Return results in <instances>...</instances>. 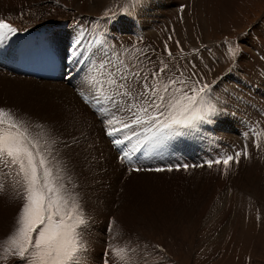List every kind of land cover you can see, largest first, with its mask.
I'll return each instance as SVG.
<instances>
[{"label": "rangeland", "instance_id": "374dc122", "mask_svg": "<svg viewBox=\"0 0 264 264\" xmlns=\"http://www.w3.org/2000/svg\"><path fill=\"white\" fill-rule=\"evenodd\" d=\"M5 1L15 5L27 2ZM71 1L81 8V2ZM93 1L104 5L94 20L100 21L96 35L102 42L98 45L95 60L103 63L111 58L116 62L119 56L124 63L149 72L161 60L169 61L165 51L167 45L173 53L170 60V67L175 65L173 71H183L185 77L197 72L208 83L215 81L213 95L226 106L225 114L211 123L182 130L186 134L147 152L141 149L136 153L140 163L147 167H165V161L196 165L192 161L202 159L199 164H204L210 148L217 146L221 157L233 155L245 144L252 157L244 159L242 156L240 163L229 167L227 174L221 164L219 169L195 167L188 169H197L195 173L182 170L155 177L143 175L129 179L127 183L110 184L104 180L103 172L96 175V151L90 149L88 129L79 117L80 113L74 116L61 100L45 93V96L39 93L43 97L38 100L16 95L14 103L0 94V107L20 113L17 119L26 122L27 135L37 138L41 145L48 142L49 136L57 141L52 151L59 159L56 157L54 163L61 169L66 187L77 195L78 211L82 210L86 219L78 229L80 239L84 245L85 239L97 241V248L81 253L80 264H264V0H144L143 7L134 13L126 11L128 0H87L88 3ZM82 21L84 25L94 24L92 20L87 23L81 20L72 28L82 26ZM130 27L140 29L142 35L121 42V36L128 37L123 33ZM111 29L121 32L119 38L112 39L116 34L113 36ZM176 41L180 42V48ZM229 48L236 49V56L229 55ZM194 49L199 52L194 53ZM92 62H95L94 71H88V76L103 79L105 70H96L100 63ZM2 79L0 88L8 84ZM45 104L52 108V113L45 111L42 106ZM21 106L25 108L20 111ZM101 126L104 137L109 139L104 132L105 125ZM33 131H37L36 135ZM135 141L134 137L131 143ZM109 144L116 151L118 160L119 150L110 140ZM211 157L215 159V156ZM123 164L131 167L127 162ZM212 171L218 172L217 180ZM12 174L11 184L19 195L23 186L17 187L20 182L15 172ZM123 178L121 180L127 179ZM3 181L4 177L0 185ZM170 181L174 182L168 184ZM97 182L99 186L103 185L104 198L108 200L106 208L104 204L99 205L97 215H102V211L111 214L101 229H97V221L105 220L107 214L100 220L90 219L87 202L82 197L83 194L92 196L90 203L96 207L95 200L99 199V195L95 197ZM18 201L20 203L14 201L17 210L23 206L22 200ZM115 218L118 227L113 224ZM132 220L136 222L132 223ZM112 224L118 229L121 225L123 234H118ZM92 225L96 228H91ZM10 227L5 212H0V253ZM170 231L178 236L172 237L173 242H166L165 237ZM121 237L123 241H118ZM127 245L130 247L126 248ZM98 248L97 253L91 254ZM120 248L127 254L117 256L116 250ZM102 249L109 250L107 258L101 257ZM11 260L13 264H24L14 256L7 260L0 258V264H9Z\"/></svg>", "mask_w": 264, "mask_h": 264}, {"label": "snow or ice", "instance_id": "6c2138e0", "mask_svg": "<svg viewBox=\"0 0 264 264\" xmlns=\"http://www.w3.org/2000/svg\"><path fill=\"white\" fill-rule=\"evenodd\" d=\"M143 3L144 0H128L126 11L134 13ZM10 19L0 18V44L7 43L18 32L17 27L8 22ZM80 44V40L75 42L74 51H79ZM176 45L181 47L179 41ZM165 51L169 61L161 60L149 72L124 63L119 56L116 62L107 59L99 66L105 70L104 78L91 75L81 84L78 95L105 125V135L120 152L118 160L131 166L130 173L188 171L223 164L227 174L229 167L239 164L242 156L250 158L247 144L233 155H222L196 165L147 167L136 157L141 149L147 152L165 144L186 134L182 130L209 124L226 111V106L213 95L215 81L208 83L197 72L185 77L183 71H173L175 65L170 67L173 53L167 45ZM193 51L199 52L198 49ZM236 54V49L229 48L230 56ZM192 67L195 68V64ZM27 131L26 122L17 119L12 109L0 107V164L21 177L18 182L23 185L24 200L18 213V227L3 242L0 258L7 260L14 256L24 264H80L85 245L78 229L86 219L82 210L78 211L77 195L66 187L61 169L54 163L56 156L52 149L57 141L49 136L48 142L41 145L38 139L27 135ZM134 137L136 141L131 143Z\"/></svg>", "mask_w": 264, "mask_h": 264}, {"label": "bare ground", "instance_id": "6f19581e", "mask_svg": "<svg viewBox=\"0 0 264 264\" xmlns=\"http://www.w3.org/2000/svg\"><path fill=\"white\" fill-rule=\"evenodd\" d=\"M12 2H13V0H12ZM78 2H81V8L78 5H76V3H72L71 0H27V2L24 3L23 5H15V4L8 3L5 0H0V18H9L10 17L11 19L8 20V22L12 23L18 29L17 34L13 38H11L5 44H0V49L7 51L9 53V56L11 57V60L14 62V64L16 65V59H17L18 54L21 50L19 43L24 38L29 37V36H34V37L42 36L47 41H49L51 43V45L55 48V50L58 52L60 59H61V63H62L61 72H60L58 78L56 80H51V79H45V78L40 77V76L22 74L20 72L19 68H16V67L12 66V64L7 62L6 63L7 67L0 68V78H4L2 80L8 83L6 85H3L4 88H2V87L0 88L1 96L7 97V99L9 98L11 103H14L16 95L18 96V95L22 94V95L29 97L32 100H38V99L43 97L39 93H41V94L45 93L46 96L51 95V96H53V98L57 97L59 100H61L62 101L61 104L68 106L67 110L71 111V113H73L74 116H77L76 113H80L79 117L83 121L84 126L88 129V130H86V132H87L86 134H87V139L89 140L90 144H92L90 149L92 151H96V153H95V160L97 162V164H96V166H97L96 175L98 173L103 172L104 176H105L104 180H107L110 184H113V183L116 184L118 182L127 183V181H129V179H135V178H137L139 176H143V175L155 177L156 175L161 174V173L171 174L174 171H172V172L165 171V172H159V173H157V172H134V173H130V171H129L130 168L128 166L124 165L123 163H121L119 160H117V153L115 150H113L111 148V146L109 144V139L104 137L101 122L99 121L97 115L94 113V111L90 110L89 107L86 106L84 104V102L81 101V99L79 98L78 91L80 90L81 84L86 79L89 78L88 71H90V72L94 71L92 66L95 62H92V61H96L98 63H100V61L95 60V56L97 53V51H95L93 53L91 59L88 61V58H87L85 60L84 64L81 67H79L77 65V61H75V55L77 52L74 51V49H73V46H74L73 43L77 40H80L81 45L83 46L85 44L84 38L81 39V38H77L76 36L70 37V33H71V31L74 30V28H72V27L74 26L73 24L75 22L78 23L81 20H84L86 23L89 20L94 21L95 18L98 16L97 12L99 10H102L104 8V5L102 3H97L96 1L88 3L87 0H78ZM95 6L97 8H95ZM116 10H118V9H116ZM115 12H117V11H115ZM84 24L85 23L82 21L81 25H84ZM112 34H113V36H114V34H116L112 39H117V38H119L121 32L118 30H116V32H114L112 30ZM123 34H127L128 37L121 36V42H126L131 37L132 38L133 37H140L142 35V31L140 29H135L133 27H130V29L127 30ZM144 40H146V38ZM8 53H7V55H8ZM97 69H100V67L96 68V70ZM2 84H5V83H2ZM37 92L39 95L37 94ZM29 93L33 94L34 97L32 98V96ZM45 94H44V96H45ZM42 106L44 107L46 112H48V113L53 112L51 110L52 108H50V106H47V104L42 105ZM66 106H65V108H66ZM23 108H25V107L24 106L19 107L20 111ZM13 110L14 109H12V111ZM13 113H16V115L18 114L17 112H14V111H13ZM19 114L17 115L16 118H18ZM20 117H21V115H20ZM95 118H97V121ZM36 121H37V119H36ZM30 122L32 123L33 121H30ZM34 123H36V122L34 121ZM36 130H38V129H36ZM33 132H34V135H36L37 131L36 132L33 131ZM62 141H64V140H62ZM213 141H215V140H213ZM240 143H242V142H240ZM210 149L211 150H209L207 153L209 158H205V159L206 160L213 159L211 156H215L214 158H218L219 157V155H218L219 148L216 146V147H213ZM178 150L182 153H186L185 150H181V149H178ZM204 150H205L204 151V153H205L206 149L204 148ZM61 153H63V152L61 151ZM63 157H64V155H63ZM250 157H252V156H250ZM61 158L62 157H60V160L62 162L63 159H61ZM57 159H59V158L57 157ZM60 160H58V161H60ZM201 160L192 161V164H199V162ZM166 162H168V161H165L164 164H166ZM172 163L175 164V162L169 161L166 164V166L172 165ZM144 166H147V165L144 164ZM213 167H218V169H219V166H217L215 164L213 165ZM210 169L206 165L203 167V170H210ZM180 171H182V170H180ZM180 171H178V172H180ZM189 171H191L192 173H195L197 171V169H191V170H188V172ZM13 172L14 171L12 169H10V167H7L5 165L0 164V181L3 180V177L5 178V182L3 181L4 183L0 185V212H3V211L5 212L6 219L11 224V227L7 232L5 240L7 239L8 236H10L11 234H13L15 232V230H16L15 228H16V224H17V220H18V213L21 211V208H22V207H20L19 210L15 209L14 201L19 202L18 200L20 199V200H22V205L24 203L23 196H22L23 187H21V193L19 195L16 193V191L12 187L11 180L13 178V174H12ZM212 172L214 175V179L217 180L218 179L217 178L218 172H216V171H212ZM79 175H81L80 171H79ZM121 177L127 178L128 180L124 179V178H123L124 180H121ZM206 177H208V176H206ZM206 177H203V178H206ZM148 178H150V177H148ZM185 178L186 177H184L183 179H185ZM17 179L20 181L21 177L17 176ZM159 179H160V176H159ZM162 181H163V179H162ZM162 181L160 180L159 182L161 183ZM203 181H204V179H203ZM173 182L174 181H170V182H168V184L173 183ZM128 184H130V183H128ZM20 185H22V183H17V187H19ZM97 185H98V188L96 189L97 191H95L96 192L95 197H97L99 195V199L95 200L98 203V205L96 207H93L90 203V199L93 198L92 196L87 195V194H83L82 197L87 202V208H89V209H87V211L90 212L89 213L90 219L100 220V218H102V216H104V214H107L105 220H101L100 222L97 221V224H99V225H96V227H97V229H101L102 228L101 226L106 225L107 217L111 214L108 213L107 211H102L101 212L102 215H99V217L97 215L98 211H99V205L104 204L105 208H106L107 203H108V200H105V198H104V192H103L104 187H103V185L99 186L98 182H97ZM130 185L135 186L137 184H135V185L130 184ZM81 187H85V186L83 184H81ZM10 189H11L12 193L9 192ZM119 192H120V190L117 191V193H119ZM9 194L12 196L10 197ZM131 222L133 223L136 221L132 220ZM113 224L116 225V218L113 221ZM113 224H112V228H115L116 226L118 227V224L115 227H113ZM96 227L92 225L91 228H96ZM112 228H111V231H112ZM120 229H121V225H120L118 231H116V232H118V234L121 235L122 230H120ZM122 234H123V232H122ZM173 236H176V234H174V232L170 231L168 236L165 237V241L166 242H173V239H172ZM121 240H122V237L120 240L118 239V241H121ZM96 242L97 241L95 239H85V250L83 252L84 253L90 252L94 247L97 248ZM86 246H89V247H86ZM129 247H130V245H127L126 248H129ZM99 250H100V248L92 251L91 254H95ZM116 252H119L121 255L127 254V252H125L123 250V248L117 249ZM109 253H110L109 250L102 249L101 250V257L107 258ZM110 258H111V256H110ZM11 263H12V260L9 261V264H11Z\"/></svg>", "mask_w": 264, "mask_h": 264}]
</instances>
